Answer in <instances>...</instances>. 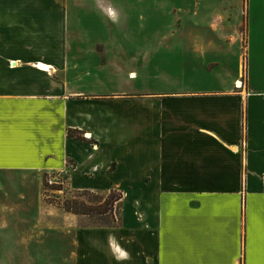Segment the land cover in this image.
<instances>
[{"label":"crops","instance_id":"obj_1","mask_svg":"<svg viewBox=\"0 0 264 264\" xmlns=\"http://www.w3.org/2000/svg\"><path fill=\"white\" fill-rule=\"evenodd\" d=\"M132 1L0 0L1 238L53 235L69 264H264V0H200L149 46ZM67 171L121 191L118 224L45 202Z\"/></svg>","mask_w":264,"mask_h":264},{"label":"rangeland","instance_id":"obj_2","mask_svg":"<svg viewBox=\"0 0 264 264\" xmlns=\"http://www.w3.org/2000/svg\"><path fill=\"white\" fill-rule=\"evenodd\" d=\"M201 3L200 0H133L131 10L127 9L123 15L134 18L135 22L140 21V23L132 24V26L125 23V27L129 33L135 35L136 41H140L142 46H149L155 35L153 19L164 20L163 24L166 26V22L190 15L193 9L201 7ZM160 27L158 26L159 29ZM134 58L137 61L146 59L144 56ZM139 62L142 63V61ZM145 71L149 75L148 67ZM72 164L69 163V168L73 166ZM68 174L67 171L63 174L51 173L43 177L41 190L45 202L60 208L70 205L73 208L85 209L88 214H78L80 224H118L121 191L114 188L102 193L74 189L68 185ZM50 176L53 177L52 184L47 182ZM98 186L101 187V185ZM22 230L24 232L21 233H28L27 228ZM17 240V237L6 240L0 236V264H69V243H57L53 240V235L41 239L39 243H31L29 246L15 245L12 242Z\"/></svg>","mask_w":264,"mask_h":264},{"label":"trees","instance_id":"obj_3","mask_svg":"<svg viewBox=\"0 0 264 264\" xmlns=\"http://www.w3.org/2000/svg\"><path fill=\"white\" fill-rule=\"evenodd\" d=\"M70 134V132H69ZM62 208L67 211V212H71V213H75V214H88V212L85 209H81V208H73L70 205H66V206H62ZM105 224H111V223H105Z\"/></svg>","mask_w":264,"mask_h":264},{"label":"clouds","instance_id":"obj_4","mask_svg":"<svg viewBox=\"0 0 264 264\" xmlns=\"http://www.w3.org/2000/svg\"><path fill=\"white\" fill-rule=\"evenodd\" d=\"M108 15H109V18H110L114 23L118 21L117 13H116L113 9L109 8V10H108Z\"/></svg>","mask_w":264,"mask_h":264},{"label":"built area","instance_id":"obj_5","mask_svg":"<svg viewBox=\"0 0 264 264\" xmlns=\"http://www.w3.org/2000/svg\"><path fill=\"white\" fill-rule=\"evenodd\" d=\"M239 84H240V83H239ZM52 180H53V177H51V176L47 178V182H48L49 184H52V182H53Z\"/></svg>","mask_w":264,"mask_h":264}]
</instances>
